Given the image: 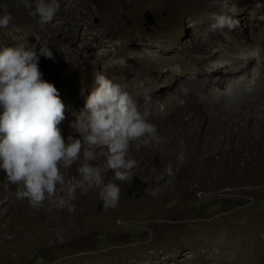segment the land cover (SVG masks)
<instances>
[{"label":"rangeland","instance_id":"obj_1","mask_svg":"<svg viewBox=\"0 0 264 264\" xmlns=\"http://www.w3.org/2000/svg\"><path fill=\"white\" fill-rule=\"evenodd\" d=\"M89 1L85 10L76 1L59 0L60 9L54 20L41 25L38 18L28 15L19 0H0V16L9 14L13 18L8 28H0V48L23 40L52 46L61 67L56 74H42V78L54 84L61 94L74 81L81 86V79L93 83L96 74L105 75L101 64L88 72L84 60L93 62V44L88 41L80 45L77 41L81 27L101 28L102 14L112 12L109 15L121 22L118 29L142 40L143 47L150 42L172 44L175 36L188 39L193 27L185 15L193 6L192 0ZM94 8L96 12L89 13ZM221 10L220 6L214 8L215 12ZM238 21L236 29L246 37L253 34L241 19ZM65 24L69 28L60 34ZM232 31L225 29L221 33ZM69 54L77 63L73 69ZM229 56H252L256 66L260 65L253 48L230 52ZM39 62L45 68L55 63L43 57ZM167 98L158 100L157 106L163 107ZM262 102L258 113L264 110ZM153 111L160 112L155 107ZM248 114L239 124L246 123ZM175 115L176 120L188 117L185 111H175ZM157 117L158 121L151 122L165 143L138 150L132 147L130 156L138 162L132 177L136 183L132 179L121 183V200L115 209L105 210L97 189L87 194L78 192L75 211L71 213L47 201L42 208L33 209L27 200L15 198V186L0 172V264H231L225 255L229 248H221V255L215 253L216 240L226 235L264 237V135L255 141L249 129L229 128L221 123L212 130L211 147L205 150L202 141L183 138L185 132L192 134L198 126L184 128L174 122L175 118ZM75 119H65L59 125L65 138L72 132L69 125ZM197 119L198 124L202 122L201 117ZM229 131L231 142L226 138ZM221 139L223 142H216ZM181 141L193 152L184 154L185 163L178 165ZM168 166L173 169L172 177L164 174ZM78 167L79 164L73 165L67 175L77 176ZM112 179L111 171L107 172L105 182ZM152 190L158 194L151 195Z\"/></svg>","mask_w":264,"mask_h":264},{"label":"clouds","instance_id":"obj_2","mask_svg":"<svg viewBox=\"0 0 264 264\" xmlns=\"http://www.w3.org/2000/svg\"><path fill=\"white\" fill-rule=\"evenodd\" d=\"M19 3L41 25L51 23L60 9L59 0ZM212 6L224 10L204 14L212 21L211 31L238 27L234 3L210 0ZM12 19L9 14L0 16V28H8ZM37 45L23 40L0 48V172L15 186V198L27 200L33 209L42 208L47 201L57 209L74 212L77 193L87 194L92 189L98 190L105 210L115 209L121 200V183L129 182L138 167L130 156L132 147L138 150L165 143L150 119L152 96L145 90L143 102H138L126 84L96 74L95 87L65 138L59 125L66 119V105L39 69L40 57L54 60V55L46 44L38 49ZM189 79L195 80V74ZM179 92L188 96L191 89L182 86ZM198 98L200 102L205 99L203 95ZM177 103L183 106L185 100L178 99ZM184 163L181 151L177 164ZM75 164H79L77 176L69 177L68 170ZM109 171L113 179L105 182ZM164 174L174 176L171 166ZM150 194L158 192L152 190Z\"/></svg>","mask_w":264,"mask_h":264},{"label":"bare ground","instance_id":"obj_3","mask_svg":"<svg viewBox=\"0 0 264 264\" xmlns=\"http://www.w3.org/2000/svg\"><path fill=\"white\" fill-rule=\"evenodd\" d=\"M72 1H76L77 5L85 10L89 6V0ZM178 1L180 0H175V2ZM191 2L192 8L184 13L189 16L193 27L191 26L188 39L179 36L173 38L176 45L150 42L148 47H143L142 40L135 39L127 30H122L120 27L118 29L121 22L109 15L112 12L101 15L102 24L99 29L90 30L87 26L81 27L78 43L83 45L88 44L89 41L94 48L91 52L94 56L93 62L84 60L87 63L88 72L93 71L97 64H101L106 77L115 83L126 84L127 90L141 103L144 91L148 90L152 96L151 121H158L157 116L165 115L170 116L172 120L175 118L174 122L184 128L198 126L192 134L185 132L183 138L187 140L191 137L193 140L202 141L205 150L211 147L209 138L213 136L212 130L221 123L229 128L241 126L244 130L249 129L251 137L255 141H260L264 135V110L260 113L256 110L259 102L264 101V92L262 93L264 88V67L262 66L264 62V29H262L264 0H232L230 2L237 8L234 18L241 19L245 27L253 30V34L247 37L239 29L232 33L228 32L227 35H223L221 31H211L209 24L212 21L204 14L215 12V6L209 7L210 0H192ZM95 10L94 8L89 13H94ZM223 10L222 8L221 11ZM248 48L257 51L259 66H256L257 62L252 56L244 58L229 56L230 52L244 51ZM70 52L73 53V48ZM70 57V69H73L77 63L72 56ZM190 64L194 66L191 67ZM193 74L196 79L190 80L189 77ZM86 80L81 79V86L74 81L71 87L60 89V98L66 105V120L73 121V118L79 115L84 108L87 96L95 87L94 81L90 83L88 79ZM141 84L143 87H140ZM182 86L191 89L188 96H183L179 92ZM211 89L213 91H210ZM200 95L205 97L203 102H200L198 98ZM166 96H169V99H165L163 107L157 106L156 102ZM178 99L185 100L183 106L178 105ZM154 107L160 112H154ZM175 111L177 113L185 111L188 117L176 120ZM246 112L249 113L246 123L243 121L244 123L239 124ZM198 117H201L202 121L199 124ZM231 136L229 131L226 137L227 142H231ZM223 140H216V142H223ZM181 147L184 154H192L193 148L184 144ZM216 242L218 246L217 249L214 248L216 254L221 255V248L230 249V252L225 255L229 257L231 264H264V237L226 235Z\"/></svg>","mask_w":264,"mask_h":264},{"label":"water","instance_id":"obj_4","mask_svg":"<svg viewBox=\"0 0 264 264\" xmlns=\"http://www.w3.org/2000/svg\"><path fill=\"white\" fill-rule=\"evenodd\" d=\"M146 17H147V19H149V14L147 13L146 14ZM68 25L67 24H65L61 29H60V34H63V33H65L67 30H68ZM49 48H50V50L53 52V55H54V61H55V63H53L52 62V60H51V62L53 63H49V67H44L40 62H39V69H40V71H41V73L42 74H44V75H54V74H56L59 70H60V67H61V65L59 64V62L56 60V57H55V55H56V52H55V49L52 47V46H49V45H47ZM57 61V62H56Z\"/></svg>","mask_w":264,"mask_h":264},{"label":"trees","instance_id":"obj_5","mask_svg":"<svg viewBox=\"0 0 264 264\" xmlns=\"http://www.w3.org/2000/svg\"><path fill=\"white\" fill-rule=\"evenodd\" d=\"M132 182H134V184L136 183V180L134 178H132Z\"/></svg>","mask_w":264,"mask_h":264}]
</instances>
